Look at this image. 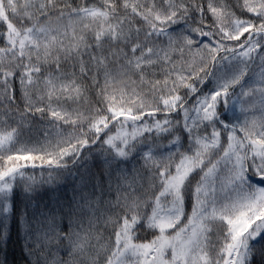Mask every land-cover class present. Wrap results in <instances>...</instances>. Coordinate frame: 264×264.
Listing matches in <instances>:
<instances>
[{
  "label": "snow or ice",
  "instance_id": "6c2138e0",
  "mask_svg": "<svg viewBox=\"0 0 264 264\" xmlns=\"http://www.w3.org/2000/svg\"><path fill=\"white\" fill-rule=\"evenodd\" d=\"M0 264H264V0H0Z\"/></svg>",
  "mask_w": 264,
  "mask_h": 264
},
{
  "label": "trees",
  "instance_id": "16d2710c",
  "mask_svg": "<svg viewBox=\"0 0 264 264\" xmlns=\"http://www.w3.org/2000/svg\"><path fill=\"white\" fill-rule=\"evenodd\" d=\"M32 135H35V133H32ZM95 163H97V164L99 163V159L98 158L95 161ZM92 164H93V161L89 160L88 161V166H92ZM93 170H95V169L93 168ZM36 175H37V177H39V171H37ZM45 176H46V174H45ZM62 190L63 189H61V191ZM7 251H8V258H9L10 261H13V260L19 261L21 259V257H20V246H19V244H18V242L16 240L15 231H13L12 238H11V240L8 243ZM257 259H258V257H257Z\"/></svg>",
  "mask_w": 264,
  "mask_h": 264
}]
</instances>
